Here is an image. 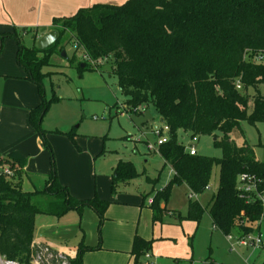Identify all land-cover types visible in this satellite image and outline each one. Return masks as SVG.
I'll return each instance as SVG.
<instances>
[{"label": "trees", "instance_id": "1", "mask_svg": "<svg viewBox=\"0 0 264 264\" xmlns=\"http://www.w3.org/2000/svg\"><path fill=\"white\" fill-rule=\"evenodd\" d=\"M51 31L59 40L44 51L35 47L38 34L33 33V47L22 44L19 33L3 34L18 42V64L27 79L37 85L39 105L30 111V125L41 137L44 148L52 154L41 124L52 100L43 95V68L50 66L52 56L68 32L81 49L82 58L91 61H113L112 74L127 99L118 108L120 114L138 112L142 106H153L162 122L170 127L169 141L159 153L172 178L152 199L154 221L162 214L160 204L168 201L176 185L185 184L195 194L211 183L213 172L220 169L218 195L213 198L209 214L215 228L225 236L238 237L260 230L262 208L256 196L240 191L239 178L254 177L264 191V163L248 143L238 144L232 134L241 131L243 122L264 123V0H128L122 5L95 4L80 9L69 18L54 20ZM70 65L78 72L98 67L78 61ZM240 86V88H239ZM181 132L191 137H213L220 158L192 156L179 142ZM51 171L42 189L26 190L31 181L25 172L27 159L17 153L0 155V166L8 165L12 176H0V258L29 264L41 247L34 245L36 218L40 215L64 217L71 211L89 208L100 218L99 231L106 220L111 202L98 195L78 199L59 180L51 155ZM136 176L132 162L119 161L113 172L111 190L116 194L120 183ZM35 187V186H34ZM206 210L189 199L187 216L200 224ZM257 224V226H256ZM152 242L136 236L132 256L139 263ZM102 249L81 242L64 249L70 264H84L86 252Z\"/></svg>", "mask_w": 264, "mask_h": 264}, {"label": "rangeland", "instance_id": "2", "mask_svg": "<svg viewBox=\"0 0 264 264\" xmlns=\"http://www.w3.org/2000/svg\"><path fill=\"white\" fill-rule=\"evenodd\" d=\"M19 37L22 38L25 47H33L32 34L27 36L19 31ZM60 44V47H64L66 58L62 56L58 47L51 58L50 66L43 68L44 74L51 73L43 80V95L48 101L56 97V101L51 102L41 124L45 130V139L52 148L57 174L59 176L60 173L66 182L71 183L74 187L73 192L78 195L87 197L86 195L93 196L97 193L99 196L108 195L111 198L106 200L127 203L120 206L125 208L124 211L120 210L121 214L125 213L123 215L129 219L135 215L138 221L141 212L149 209L150 201L172 177L171 168L164 167L159 148L155 153H149L146 148L147 142L154 144L157 141L153 128L161 126L160 116L152 105L142 114L117 112L127 99L118 88L116 76L112 74L113 61L104 60L97 69H88L80 74L77 65L71 66L69 62L74 55H77L78 61L83 60L81 49L74 44L72 34L66 32ZM17 53L16 38L8 35L3 39L0 35V109L3 105L6 106L1 102V97L6 96L5 77L25 76V70L18 65ZM28 84L33 88L35 99L40 103L41 94L37 85L30 82ZM262 91L264 92V86ZM13 94L17 97L15 99L17 104L9 111L4 108L6 116L11 115L16 120L14 127L9 129V134L28 136L29 132H34L37 140L41 139L38 131L29 122L30 109L26 106L30 101L28 90L22 89ZM8 96L10 98L11 93ZM2 129L5 130L4 127ZM232 138L238 144L248 143L253 146L259 160L264 163V123L252 125L243 122L241 131H235ZM192 140L190 133L179 134V141L184 145L190 144ZM213 140V137H198L195 144L198 155L220 158L222 153L215 148ZM25 146L33 147L34 156L39 154L37 169L41 170L45 180L51 170L50 149H41L37 141L34 143L29 141ZM120 160L132 162L136 176L129 184L120 183L116 188V194H113L111 190L113 169ZM219 173L220 169L216 168L209 187L199 194L193 193L185 184L176 185L168 201H162L160 204L166 209L164 219L172 224H178L179 216H187L189 198L192 194L193 200L206 208L218 195ZM31 178L38 180L39 177ZM44 180L36 182L35 187L30 185L32 182L27 181L26 189L40 190ZM154 181L157 182L154 184ZM104 188L106 194L103 192ZM169 213L176 214L178 218L169 216ZM82 215L83 213L71 211L61 221L62 224L68 225L47 231L55 237L57 243L71 247L84 235L86 237L90 235V231L80 234ZM48 218L52 219L48 216H38V220ZM70 220L77 224L71 225L68 223ZM86 225L92 230L90 217L87 218ZM168 230L181 233V236L173 235L177 237V244L174 247L177 255L173 257L155 254V257L151 256V264H264V247L241 245L235 234L229 239L221 230L213 228L209 211L204 213L199 227L195 225L190 237L186 236L179 226H169ZM260 233L264 242V222L260 226ZM79 235L80 238L76 239ZM256 235L257 232L252 236ZM98 236L99 241L100 238L103 240L102 228L101 231L98 230ZM160 237L161 234L158 238ZM188 250L192 251L190 259L184 256ZM147 260L144 255L140 258V263L145 264Z\"/></svg>", "mask_w": 264, "mask_h": 264}, {"label": "crops", "instance_id": "3", "mask_svg": "<svg viewBox=\"0 0 264 264\" xmlns=\"http://www.w3.org/2000/svg\"><path fill=\"white\" fill-rule=\"evenodd\" d=\"M126 1L128 0H0V35L15 34V33H19L20 31V32H24L25 35L27 36H29V34H32L33 37V33L36 32L39 33L37 38L39 39L43 35L51 32L53 22L57 18L72 17L80 9L88 8L95 4L122 5ZM29 31L32 32L28 33ZM4 38L6 37H3V39ZM24 72H25L24 77L22 76L16 78L8 77V76L5 77L6 96L3 95L1 97V102L2 104L5 103L6 106L3 105V107L0 109V155L5 158L9 154L17 153L20 156L26 158L27 164L24 170L31 179L30 182L33 183L30 185H34L36 182L38 181L41 182L44 180L41 170L39 168L37 169V164L39 163V159H38L39 154L34 156L35 151L33 150V147L25 146V144L29 141H31L32 143L37 141L39 147L41 149H44L42 141L41 139L37 140V136L34 132H29L28 136H22L20 134L19 135L9 134V129L14 127V125L16 124V120H14L11 115L6 116L5 114L6 110H4V108L6 107L9 111L10 109L13 108V106L17 104L15 100L17 97H15L13 92H18L19 90L22 89L28 90V97L30 98V101L26 104V106L28 109H30L29 111H31L33 108L39 105L38 101L35 99V92L33 88L28 84V82L32 84L34 83L26 78L27 73L26 71ZM10 93L11 96L9 98L8 95ZM159 119L161 123H163L161 118ZM2 127H4L5 130H3ZM4 140H6V142H4ZM156 142L154 144H156ZM148 143L149 142H147V144ZM180 143L184 144L183 142ZM137 148L138 147L135 145V149ZM147 151L149 153L157 152V151L151 152L148 149ZM163 164L164 167H166L164 160H163ZM49 173L47 175H49ZM34 176H38L39 177L38 180L36 179L33 180L31 178ZM58 177H60L59 180L63 186H66L68 189L70 188L69 189L70 194L78 199H90L95 195H98L97 193H95L93 196L86 195L87 197H84L83 195H78L75 192H73V188H74L73 185L69 182H66L62 178L60 173ZM46 179L43 182V186ZM156 182L157 181H154V184ZM27 183L28 182L25 181L24 189L27 188L26 187ZM129 183L130 182L124 184H129ZM26 190H31V189L28 188ZM103 192L104 194L107 193L105 188L103 189ZM99 198L105 201H109L106 199H111L110 197H108V195H101V194ZM109 202H111V205L109 206L106 212V220L102 225V236H103L102 249L86 252L83 257L84 264H136L134 261V257L132 256V250L136 236L140 237L146 242H152L151 249L142 255V256L145 255L146 260L148 259L145 264H151V260H152L151 256L155 257V254H157L158 256L163 254V255H170L175 257L177 253L174 250V247L177 244V237L173 235L181 236V233L172 232L168 230V227L173 225L179 226L183 231V233L186 236L190 237L192 232L194 231L195 225H197V227H199L200 225L190 220H181V217L183 218L185 216H179L178 224H172L171 222H167L164 219L166 209L165 207L162 206H160L163 211L162 214L160 215L157 221H154V214L151 208V204H149L150 207L148 210L144 209L145 212L144 213L143 211L141 212L138 221L135 215H133L129 219L128 217H125V215H123L125 213L121 214L122 212H120V210L122 211L125 210V208H122L120 206L126 205L127 203L124 202L119 203L117 201H109ZM211 203L212 201L208 204L206 208L204 207L203 208L206 211H209ZM92 211L93 210L89 208L83 209V211H75L77 213L78 212L83 213L80 221V225H81L80 234L81 232L83 234H86L87 231H90V235L88 237L84 235L78 243H76L71 247H68L67 244L60 245L59 243H57L58 241H56L55 237H53V235H51V233L47 231L54 227L59 228V226L64 227L68 225L61 223L62 218L64 217L58 218L54 216H48V217H52V219L48 218L47 220L44 219L38 220L37 217L35 234H34V245L39 246L41 244H46L61 253L64 252V249H71L72 247L73 248L77 247L81 242H83L85 245L90 247H97L99 245L98 229H99L100 218L95 211L93 212L96 215ZM40 216H44V215H40ZM169 216H172L175 219L178 218L176 214L169 213ZM89 217L92 223L91 225L92 230H89L90 229L89 226L87 227L86 225V220ZM176 221L177 220H175V222ZM68 223H70L71 225L77 224V222L71 220L70 222L68 221ZM213 228H215L214 225ZM159 234H161L162 237L158 238ZM56 235L58 236V233H56ZM78 238H80V235L79 237H76V239ZM159 245H164V246L160 247ZM191 255H192V251L188 250V253L184 256L189 258ZM137 264H142V263H140L139 261V263Z\"/></svg>", "mask_w": 264, "mask_h": 264}, {"label": "built area", "instance_id": "4", "mask_svg": "<svg viewBox=\"0 0 264 264\" xmlns=\"http://www.w3.org/2000/svg\"><path fill=\"white\" fill-rule=\"evenodd\" d=\"M77 46V44H76ZM83 59L92 64L94 67H98L102 65V61L94 62L91 61L87 56L83 57ZM240 88V86H239ZM147 106H142L138 108V112H145L147 110ZM153 133L157 136L156 144H147V149L149 151H157V148H160L162 145L166 144L170 137V127L166 126L164 123L161 124L160 127L156 126L153 129ZM198 141L197 137H193V140L190 144L186 145V150L189 152L190 155L196 156L198 155L196 149V142ZM13 172L8 165L0 166V176H12ZM260 183L257 181L256 178L250 177L248 175H243L239 178V188L242 193L250 194L256 196V200L258 204L261 205L262 214L260 222L258 223L260 226L262 222H264V191H259ZM209 187V186H208ZM191 199L194 198V194L191 195ZM153 200L150 201L152 204ZM253 234L246 235L239 238V243L244 246H252L254 248H261L264 247V242L262 241V235L260 231L257 232L255 237L252 236ZM231 239V235L229 236ZM0 264H20L18 261H11L5 260L0 258ZM29 264H70L68 258L61 252L51 248L50 246L41 247L36 254L33 255Z\"/></svg>", "mask_w": 264, "mask_h": 264}, {"label": "water", "instance_id": "5", "mask_svg": "<svg viewBox=\"0 0 264 264\" xmlns=\"http://www.w3.org/2000/svg\"><path fill=\"white\" fill-rule=\"evenodd\" d=\"M59 37L60 35L57 31H51L37 39L35 42V47L39 51H44L54 45L59 40ZM62 56L66 58V53L64 51L62 52Z\"/></svg>", "mask_w": 264, "mask_h": 264}]
</instances>
